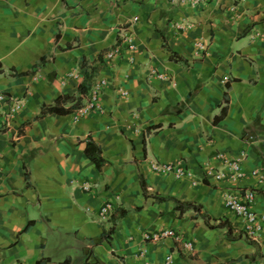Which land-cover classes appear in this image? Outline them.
<instances>
[{"label":"crops","instance_id":"obj_1","mask_svg":"<svg viewBox=\"0 0 264 264\" xmlns=\"http://www.w3.org/2000/svg\"><path fill=\"white\" fill-rule=\"evenodd\" d=\"M133 17L130 50L118 29ZM263 33L264 0H0V92L28 96L9 126L0 118V264H162L168 253L176 264H264V229L246 238L224 205L239 186L257 191L263 211L264 183L251 175L264 179ZM85 74L90 86L107 80L100 108L80 119L42 112L59 97L71 106L65 96H77ZM88 138L101 148L100 168L85 155ZM220 153L240 161L241 180L203 177L206 163L228 170ZM178 159L195 184L149 168ZM139 176L149 193L200 204L211 223L227 218L243 238L145 198ZM106 202L113 209L99 217ZM167 228L193 252L172 238L144 239Z\"/></svg>","mask_w":264,"mask_h":264},{"label":"built area","instance_id":"obj_2","mask_svg":"<svg viewBox=\"0 0 264 264\" xmlns=\"http://www.w3.org/2000/svg\"><path fill=\"white\" fill-rule=\"evenodd\" d=\"M173 1V0H169ZM182 3L189 4H199L204 3L209 0H179ZM137 17H133L129 23L123 24L119 27L118 33L121 41L124 42V45H128L127 48L132 50L134 48L133 37L131 35V24L135 21ZM264 38V33L262 34ZM195 45L198 50L204 51L206 50V46L202 41H196ZM120 51V46L117 44L111 50H107L104 53V59H110ZM129 60L133 63V58L130 56ZM149 76H155L157 78L163 79L166 76L162 73H157L156 71H151ZM107 85V80L104 77L97 78L91 84L88 92L84 94V102L81 103L80 106L75 108L72 111L74 119H80L81 117H86L93 113L97 108H100V95L103 87ZM122 94H126V91L123 90ZM28 96H14L13 94H4L0 92V118L3 120L5 126H9L15 115L21 111V109L25 106L26 99ZM218 158L222 160V162L227 166L228 170L224 173L214 165L210 163H206L203 170V177L205 179H209L210 177L214 179H223L227 178L232 182H237L241 180L245 172L241 167L239 160H234L226 157L224 154H219ZM150 170L159 175L171 174L176 179L182 178H191L192 184L196 183V180L193 178V172L187 168L182 160H173L167 162H161L158 160H151L149 162ZM251 175L255 176L257 180L264 183L263 174L257 170L251 171ZM259 192V191H258ZM262 197V205L263 211L258 212L255 208L256 203V195L258 194L254 189H242L239 186H236L231 192H229L225 196L224 205L227 209L233 212L241 221L242 224V232L246 236V238L257 241L259 239V235L264 229V189L262 187L261 192H259ZM113 209V204L110 202H106L102 205L97 214L99 217H104L107 213H109ZM144 239H150L152 241H158L163 238H172L175 242L176 249L182 250L183 253H191L194 250V245L192 241H182L180 236L173 229H163L158 233H153L151 235L145 234ZM22 264V263H15ZM145 264H152L150 262H145ZM162 264H176L173 261L172 254L168 253Z\"/></svg>","mask_w":264,"mask_h":264},{"label":"trees","instance_id":"obj_3","mask_svg":"<svg viewBox=\"0 0 264 264\" xmlns=\"http://www.w3.org/2000/svg\"><path fill=\"white\" fill-rule=\"evenodd\" d=\"M41 60H44V58ZM91 78H92V76L90 74H85V76L82 78V80L80 81V83L78 85L77 96H73V95H66L65 96L66 100L73 102L71 106L66 107V108L60 107L59 106L60 101L63 100L64 97H59V98H57V101L55 102V104L53 106L44 108L42 110V112L43 113H45L47 111L48 112H61V113L72 112L75 108H77L78 106L81 105L82 99H83L82 95H84L88 92V90L90 88L89 82H90ZM228 85H229V81H226L225 87L228 88ZM224 95H225V97H227L226 92ZM223 108L224 107H222L220 114L214 116V118H213L214 124L217 123L221 118H223V116L225 114ZM153 127H154L153 125L149 126V128H153ZM85 141H86L85 142V148H84L85 155L92 162H94V164L96 165L97 168H100L105 163V159L102 157L101 148L90 138L86 139ZM26 178H28L27 174H26ZM139 183H140L142 193H143L145 198H152L153 201H155V202H166V201L172 202L174 205L173 209L178 212L179 216H181L184 212H186L188 210H193L197 213V215L201 216V218L205 222V225L208 228H211V229H213V228H225L226 229V233H225L226 237L231 239V240L243 238L241 233H239L238 235H232V226H231V223L228 221L227 218L216 219L217 221L215 223H211L210 220L212 218L210 217V215L205 210L204 211L202 210V206L200 204H197V203L192 202V201L180 200L179 198L174 197V196H161V195H158L156 193H149L147 188H146V184H145V182L141 176H139ZM137 209H140V207H138ZM126 212L127 211L125 209H120L118 212V215L113 217V224H115L116 220L122 218L126 214ZM27 228H28V225L22 229V232L26 231ZM112 229H113V227L110 230L112 231ZM64 264H68V260H65ZM84 264H90L88 262V259L85 260Z\"/></svg>","mask_w":264,"mask_h":264}]
</instances>
